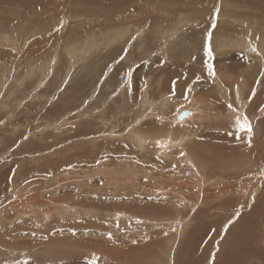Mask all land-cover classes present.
Returning a JSON list of instances; mask_svg holds the SVG:
<instances>
[{"label": "rangeland", "instance_id": "1", "mask_svg": "<svg viewBox=\"0 0 264 264\" xmlns=\"http://www.w3.org/2000/svg\"><path fill=\"white\" fill-rule=\"evenodd\" d=\"M263 183L264 0H0V264H250Z\"/></svg>", "mask_w": 264, "mask_h": 264}, {"label": "bare ground", "instance_id": "2", "mask_svg": "<svg viewBox=\"0 0 264 264\" xmlns=\"http://www.w3.org/2000/svg\"><path fill=\"white\" fill-rule=\"evenodd\" d=\"M180 22H181V20H180ZM179 26L178 27H181L182 25H180V24H178ZM177 31H178V29H176V30H174V34H176L177 33ZM169 32V31H168ZM179 32V31H178ZM192 34V33H191ZM109 37V36H108ZM20 39V38H19ZM14 40V39H13ZM13 40H12V42H13ZM15 43H17V40H14V42L12 43V44H15ZM243 43H245V45L246 46H249L248 45V41H246V40H242V44ZM18 45H19V43H18ZM15 47V46H14ZM253 47V46H252ZM255 48V47H254ZM254 48H251V49H254ZM70 52V51H69ZM176 56V55H175ZM182 63V62H181ZM189 68V67H188ZM190 69V68H189ZM194 70V69H193ZM188 71H190V70H188ZM196 71V70H195ZM174 72V71H173ZM197 72V71H196ZM193 73V72H192ZM131 85V84H130ZM183 104H185V100H183V101H181V103L179 104V106H183ZM184 110H191L192 111V114H193V110L192 109H188V108H185ZM183 110V111H184ZM182 110L181 111H178V114H177V116H175V118H173V120H171V121H169L170 122V125H171V127H169V128H171V130H172V132L171 131H169L168 132V130H170L169 128L168 129H166L165 127V129H166V131H165V133L166 132H168L167 133V135H169L170 137L169 138H167V137H161V139H160V137L157 139V137H151V136H149V138L148 139H146V140H143L140 136H142L143 135V137H144V135L145 134H141V133H138V132H136V131H134L133 129V131L131 130V134H133V135H135V140H138L139 142H141L139 145H143L142 144V142H144V141H150V140H152V141H156L157 143H159L161 146H162V148L163 149H166L167 150V148L168 147H170V146H177V147H182V148H184L185 147V144H186V141L188 140V137L189 136H185V135H182V134H178V133H174V131H175V128L177 129V126H179V124H178V122H176L177 120H180V121H182V120H184V119H189V117L191 116L190 114L187 116V117H185L184 119H179V115L183 112ZM175 119V120H174ZM184 121H186V120H184ZM175 126V127H174ZM263 127V126H262ZM261 129V128H260ZM179 130V129H178ZM183 130H184V128H183ZM262 131V130H261ZM131 137H132V135H131ZM131 139V138H130ZM134 140V139H133ZM138 141L136 142V143H138ZM181 148V149H182ZM187 154H189V152L187 153ZM186 154V155H187ZM194 155V154H193ZM192 155V156H193ZM189 156V155H188ZM191 156V157H192ZM188 158V157H187ZM190 158V157H189ZM190 161H192V160H190ZM193 161H194V159H193ZM245 162V161H244ZM210 181H212V180H210ZM264 184V183H263ZM245 185V184H244ZM252 188V187H251ZM252 190V189H251ZM261 195V194H260ZM237 197H239V195L237 196ZM258 197V196H257ZM259 197H261V196H259ZM230 198V197H229ZM263 198V197H262ZM260 200V199H259ZM263 201V200H262ZM228 202V201H227ZM230 202V201H229ZM255 203V202H254ZM255 205V204H254ZM257 205V204H256ZM261 205V204H260ZM259 206V205H258ZM251 217V214L250 215H248V217L247 216H245V218H246V220L247 221H251V219H249ZM253 219V218H252ZM260 220V219H259ZM244 224V223H243ZM200 225V224H199ZM202 225V224H201ZM246 225V224H245ZM182 227V226H181ZM197 228V227H196ZM196 228H194L195 229V231H196ZM182 229H184L183 227H182ZM193 229V230H194ZM254 229V228H253ZM199 231H197V233H198ZM194 234H196V232H194ZM237 237V236H236ZM264 241V240H263ZM83 242V241H82ZM115 243V242H114ZM245 244H247V243H245ZM249 244V243H248ZM99 245V244H98ZM253 245H251V246H246L248 249H250L251 251H243V252H241V251H239V252H241L242 254H244V253H247V255L249 256V257H251V259H250V264H262L261 262H264V248H261V247H257L256 245L255 246H253ZM247 249V250H248ZM237 252V251H236ZM239 252H237V254L239 253ZM226 253V252H225ZM73 262H75V261H73ZM222 261H220V263L219 264H222L221 263ZM235 262V261H234ZM76 263V262H75ZM81 264V263H80Z\"/></svg>", "mask_w": 264, "mask_h": 264}, {"label": "snow or ice", "instance_id": "3", "mask_svg": "<svg viewBox=\"0 0 264 264\" xmlns=\"http://www.w3.org/2000/svg\"><path fill=\"white\" fill-rule=\"evenodd\" d=\"M210 38H211V33H209V40H210ZM206 54H207L208 57H212V55H213V51H212V47H211V43L210 42H209V45L207 46ZM208 68H209L210 73L214 75L215 74L214 66L212 64H209ZM173 91H174V88H173ZM189 91H191V89H189ZM229 107L231 108V105H229ZM235 124L241 130H247L248 133L251 134V132H252L251 124L248 121L246 116H244L243 120H241L240 116L238 115L236 117ZM109 238H111V236ZM90 264H97L96 258H93L92 261L90 262Z\"/></svg>", "mask_w": 264, "mask_h": 264}, {"label": "water", "instance_id": "4", "mask_svg": "<svg viewBox=\"0 0 264 264\" xmlns=\"http://www.w3.org/2000/svg\"><path fill=\"white\" fill-rule=\"evenodd\" d=\"M192 111L191 110H184L180 115H179V119H184L185 117H187L189 114H191Z\"/></svg>", "mask_w": 264, "mask_h": 264}]
</instances>
